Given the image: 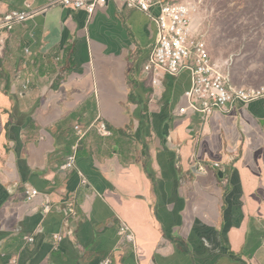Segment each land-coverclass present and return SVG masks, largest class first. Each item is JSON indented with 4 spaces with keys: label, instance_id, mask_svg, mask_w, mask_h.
<instances>
[{
    "label": "crops",
    "instance_id": "obj_1",
    "mask_svg": "<svg viewBox=\"0 0 264 264\" xmlns=\"http://www.w3.org/2000/svg\"><path fill=\"white\" fill-rule=\"evenodd\" d=\"M58 1L0 0V19L33 16L0 31V264H264V99L181 114L191 75L145 73L148 15ZM250 31L217 60L242 88L264 86V36Z\"/></svg>",
    "mask_w": 264,
    "mask_h": 264
},
{
    "label": "built area",
    "instance_id": "obj_2",
    "mask_svg": "<svg viewBox=\"0 0 264 264\" xmlns=\"http://www.w3.org/2000/svg\"><path fill=\"white\" fill-rule=\"evenodd\" d=\"M111 3L139 10L155 23L156 41L150 47L148 61L144 66L145 73L153 77L154 84L159 83L161 74L178 77L184 72L190 73L192 86L186 92L188 106L180 111L181 114L192 111L206 118L216 112L231 115L238 106L264 99V86L242 88L232 82L229 70L231 60H214L206 36L200 30L199 8L195 3L177 1L164 4L156 0H59L57 5L65 9L84 11L93 17ZM157 7L161 8L159 17L152 15L153 9ZM32 17L27 13L7 14L0 19V31L11 32ZM96 127L102 135L108 134L103 123ZM77 129L82 137L86 134L81 127ZM76 162L77 157H71L65 169L75 168ZM211 168L220 169L221 166L215 164ZM27 195L28 201H33L40 195V191L27 189ZM50 210L51 206L47 204L45 211ZM66 212V219L76 217L73 199L67 203ZM118 235L122 241L135 245V235L126 222H121ZM54 239L57 243L61 242L63 235L57 234ZM28 241L33 242L34 238L29 237ZM101 264H110V260Z\"/></svg>",
    "mask_w": 264,
    "mask_h": 264
},
{
    "label": "rangeland",
    "instance_id": "obj_3",
    "mask_svg": "<svg viewBox=\"0 0 264 264\" xmlns=\"http://www.w3.org/2000/svg\"><path fill=\"white\" fill-rule=\"evenodd\" d=\"M199 8L200 30L205 34L214 59L227 58L237 47L231 39L245 38L250 29H260L264 36V0H180Z\"/></svg>",
    "mask_w": 264,
    "mask_h": 264
},
{
    "label": "water",
    "instance_id": "obj_4",
    "mask_svg": "<svg viewBox=\"0 0 264 264\" xmlns=\"http://www.w3.org/2000/svg\"><path fill=\"white\" fill-rule=\"evenodd\" d=\"M221 176H222V173H221Z\"/></svg>",
    "mask_w": 264,
    "mask_h": 264
}]
</instances>
